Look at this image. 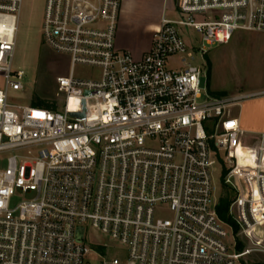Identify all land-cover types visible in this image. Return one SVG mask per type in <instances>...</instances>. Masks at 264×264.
Masks as SVG:
<instances>
[{
  "label": "built area",
  "instance_id": "obj_1",
  "mask_svg": "<svg viewBox=\"0 0 264 264\" xmlns=\"http://www.w3.org/2000/svg\"><path fill=\"white\" fill-rule=\"evenodd\" d=\"M23 1L0 0V153L11 154L0 170V264H90L91 253L121 264L86 242L88 230L125 246L129 264L264 255V134L250 137L234 115L246 96H212L201 67L168 64L194 60L181 27L199 33L202 56L235 32H264V0L171 1L177 18L162 17L139 58L117 48L123 0H46L44 42L70 60L59 110L11 103L26 90L14 68ZM77 66L100 76L80 77ZM218 167L236 192L243 250L230 248L235 228L217 212Z\"/></svg>",
  "mask_w": 264,
  "mask_h": 264
},
{
  "label": "rangeland",
  "instance_id": "obj_2",
  "mask_svg": "<svg viewBox=\"0 0 264 264\" xmlns=\"http://www.w3.org/2000/svg\"><path fill=\"white\" fill-rule=\"evenodd\" d=\"M171 1L174 0H170V3ZM126 3H128V12L121 21L117 34V48L121 51H126L132 47L134 48L142 41L146 40L147 35L145 33L143 35L141 28L149 23L155 22V20L153 21L154 10L152 7L148 8V5L140 1L123 0V9ZM45 6L46 0L23 1L14 68L25 72L26 76L23 80V84L26 90L24 93H13V95H11V103L17 105L32 104L34 107L59 110L57 78L69 73L70 60L67 56L51 50L44 42L42 31ZM168 10L167 17L169 19H176L177 16L175 13H172L171 7L168 8ZM180 31L188 45L189 51L194 56V60L188 59L186 54L176 56L169 60L168 64L170 68L178 69L181 60L186 58L188 63L203 69L205 75H207L208 90L212 96H215L212 91L214 85H217V87L228 94L236 90L242 91L243 86L241 81L247 67L241 56L234 57L233 43L216 45L211 48L205 56H202L199 51L201 45L199 33L185 27H181ZM193 47L196 48L194 49ZM211 67H213L212 78L209 75ZM75 73L83 78H98L100 76L99 69L86 66L75 67ZM202 82L205 84V76ZM217 95L215 97H218ZM239 111V107L234 108L235 113ZM239 151L242 153V156L246 155V151L241 149ZM10 156V153H0V170H4L7 167ZM225 157L226 153L224 151L221 152V159ZM248 165L251 167L254 166V164ZM221 174L222 169L218 167L214 174L216 199L219 201L225 192H228L233 199L236 196V192L229 186L223 184ZM262 230L264 231V227H257L256 231L258 235L261 234ZM227 231L228 245L232 250L236 248L240 250V246H242L241 250H243L249 244L247 240H244L245 243L240 242L236 236L237 231L231 228H227ZM86 242L90 244L94 250L104 255L107 261L117 258L121 264H129L127 248L111 240L105 234L96 230H88ZM98 245H106L108 248H99ZM88 260L90 264H101L102 262V259L94 253L88 256ZM246 260L249 264H264V255L254 254L247 257Z\"/></svg>",
  "mask_w": 264,
  "mask_h": 264
},
{
  "label": "crops",
  "instance_id": "obj_3",
  "mask_svg": "<svg viewBox=\"0 0 264 264\" xmlns=\"http://www.w3.org/2000/svg\"><path fill=\"white\" fill-rule=\"evenodd\" d=\"M142 2L153 8L155 22L149 23L141 31L147 35L146 40L142 41L138 46L127 49L136 57L145 55L151 48L153 32L158 28L163 16L167 17L168 8L172 6L169 0H134V2ZM128 3L121 8L119 28L127 11ZM171 4V5H170ZM158 10V12H157ZM172 11V10H171ZM172 13H174L172 11ZM161 15V16H160ZM160 16V17H159ZM119 30V29H118ZM233 50L236 56H241L247 69L244 71L242 79V91L231 92L230 94L221 90L214 85L212 89L215 96L218 97H235L246 96L241 105L240 111L234 112L235 117L239 118L241 127L250 137L264 134V32H246L238 31L232 36ZM209 75L213 77V67L209 71ZM209 77V76H208ZM249 164H253L250 160ZM258 207V206H257Z\"/></svg>",
  "mask_w": 264,
  "mask_h": 264
},
{
  "label": "trees",
  "instance_id": "obj_4",
  "mask_svg": "<svg viewBox=\"0 0 264 264\" xmlns=\"http://www.w3.org/2000/svg\"><path fill=\"white\" fill-rule=\"evenodd\" d=\"M232 201L233 199L228 192L223 193L222 197L218 201L217 212L221 220L233 226L235 228V231H237L238 227L230 215V206ZM241 248L242 246L239 247L240 250Z\"/></svg>",
  "mask_w": 264,
  "mask_h": 264
},
{
  "label": "water",
  "instance_id": "obj_5",
  "mask_svg": "<svg viewBox=\"0 0 264 264\" xmlns=\"http://www.w3.org/2000/svg\"><path fill=\"white\" fill-rule=\"evenodd\" d=\"M73 116H83V115L75 113L73 114ZM79 240L80 241L82 240V233L79 235Z\"/></svg>",
  "mask_w": 264,
  "mask_h": 264
}]
</instances>
